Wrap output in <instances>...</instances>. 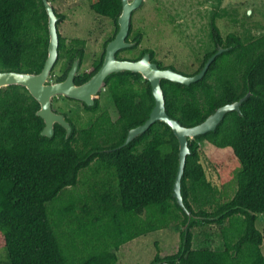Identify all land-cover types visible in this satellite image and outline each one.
I'll return each instance as SVG.
<instances>
[{
	"label": "trees",
	"instance_id": "16d2710c",
	"mask_svg": "<svg viewBox=\"0 0 264 264\" xmlns=\"http://www.w3.org/2000/svg\"><path fill=\"white\" fill-rule=\"evenodd\" d=\"M91 9L114 26L93 73L118 30L121 1L94 0ZM54 11L58 25L64 16ZM131 26L128 38L135 44L130 50L142 39L140 32L130 37ZM212 27L214 47L193 73L152 61L191 76L218 46L227 49L190 85L161 81L166 113L186 128L251 93L240 113H226L214 131L188 140L180 191L186 208L200 221H192L186 233L187 215L171 195L178 164L171 129L156 122L122 146L127 131L142 124L153 107L151 87L139 74L109 75L105 89L115 121L104 113L89 126L72 124L66 139L59 125L52 137L40 135L44 123L35 114L39 104L24 87L0 89V248L6 249L8 264H118L122 245L169 226L179 229V248L164 257L156 254L155 264H264L263 235L255 227L256 215L264 213V33L243 40L234 33L222 38ZM47 44L41 0H0V72H40ZM84 46L78 38L67 45L58 33L57 61L63 59L68 70L76 58L83 60ZM143 53L152 60L150 51ZM90 109L95 112L96 107H86ZM199 141L229 153L231 161L223 156L215 165L221 174L232 162V197L223 200L226 191L207 179ZM86 169L88 174L78 178ZM198 222L218 224L221 248L210 242L192 248Z\"/></svg>",
	"mask_w": 264,
	"mask_h": 264
},
{
	"label": "rangeland",
	"instance_id": "374dc122",
	"mask_svg": "<svg viewBox=\"0 0 264 264\" xmlns=\"http://www.w3.org/2000/svg\"><path fill=\"white\" fill-rule=\"evenodd\" d=\"M57 13L64 20L57 25L58 33L68 45L73 39H83L84 63L82 69L89 68L92 58H97L102 51L104 41L111 36L114 26L107 17L97 15L91 4L94 0H49ZM212 24L224 38L234 33L242 40L264 33V0H145L131 15L130 37L140 32L142 39L135 49L123 50L119 55L129 58L137 56L142 50L153 54V60L163 66H173L176 70L191 74L199 66L204 54L213 49ZM63 59H60L59 65ZM58 65V66H59ZM58 66L54 69L57 72ZM107 105L114 111L109 96ZM104 103L105 96L100 98ZM105 103L103 104V106ZM63 107L70 114L78 115L77 127L86 126L84 116L72 102L62 101ZM116 117V114H115ZM87 120V119H86ZM200 150L199 161L211 184L226 191V198L232 197L235 183L232 174V162L224 166L220 174L216 160L224 156L231 161L229 153L210 149L204 142H197ZM82 170L78 178L83 179L88 173ZM218 172V173H217ZM224 182H222V179ZM233 181V182H232ZM225 187H222V186ZM79 187V185H78ZM192 229V248L204 246L210 242L215 249L221 248L218 224L198 222ZM256 229L263 235L261 252L264 255V213L256 215ZM180 244L179 229L173 226L138 237L124 245L118 252V264H155L156 254L164 257L177 252ZM5 248H0V264H8Z\"/></svg>",
	"mask_w": 264,
	"mask_h": 264
},
{
	"label": "water",
	"instance_id": "95a60500",
	"mask_svg": "<svg viewBox=\"0 0 264 264\" xmlns=\"http://www.w3.org/2000/svg\"><path fill=\"white\" fill-rule=\"evenodd\" d=\"M120 1L121 12L117 18L118 30L115 36L108 41L104 47L103 62L100 68L88 81L76 85L74 83V76L78 68V58L73 61L65 80L56 83L51 82L49 79L51 70L58 58V17L51 3L48 0H41L47 16L48 34L47 56L43 63V67L38 73L0 72V89L12 85L24 87L39 104V108L35 114L40 117L44 123L40 135L49 138L52 137L54 133V124H58L64 128L66 139L71 133V126L66 121L63 114L55 113L52 110V101L55 97L61 96L78 100L83 102L86 106L92 107L94 106L97 94L104 89L105 80L109 75L122 72L139 74L142 79L148 81L151 87L153 107L147 119L142 124L127 131L122 146H126L156 122L164 123L171 129L178 143V164L171 195L177 205L187 215V222L183 227V232L186 233L192 221H200L198 217L193 216L190 211H188L183 203L180 191L181 177L186 157L190 153L188 140L214 131L226 113L231 111L240 113V105L251 96V93L247 91L239 100L218 107L200 124L189 128L183 127L177 120L169 117L166 113L161 81L169 80L186 86L190 85L202 79L214 58L227 49L218 46L216 52L206 60L199 72L191 76L184 75L171 68H159L155 62L150 60L149 53H144L137 60L118 59L116 57L118 51L131 48L135 44L134 42L126 41L131 24V15L145 0Z\"/></svg>",
	"mask_w": 264,
	"mask_h": 264
},
{
	"label": "flooded vegetation",
	"instance_id": "af4514ba",
	"mask_svg": "<svg viewBox=\"0 0 264 264\" xmlns=\"http://www.w3.org/2000/svg\"><path fill=\"white\" fill-rule=\"evenodd\" d=\"M127 41L130 40L129 38L126 39ZM123 50H127V49H123ZM123 50H120L116 53V57L118 59H127V60H137L139 59L141 56H140V52L138 53L137 56H130L129 58L127 57H124V56H121L119 55L120 53L124 52ZM144 54V53H143ZM151 59V58H150ZM96 58H92V61H90V63L88 64L89 68L87 69H82V64L84 63V61H81L79 60L78 61V68H77V71H76V74L74 76V83L76 85H80V84H83L85 83L86 81H88L97 71L98 69L100 68L101 64L103 61H101L100 63V66L99 68L94 71V66L95 64H97L99 61H95ZM151 61H155V60H151ZM57 63V64H56ZM56 65L54 64L52 70H51V73H50V81L51 82H61L63 80H65L67 74H68V71L69 69L71 68V66L69 67V69H65V67L63 68V61L62 63L59 65L60 61H56ZM73 63V61H72ZM71 63V65H72ZM59 65V66H58ZM58 66V69H57V72L54 71V69ZM67 70V71H66ZM65 74L64 78L60 80V78L63 77V75ZM87 74H91L89 77H86ZM76 80V81H75ZM78 82V83H77ZM106 87L104 86V89L99 92L95 98V105L94 107H96V110L95 112L92 111L91 109L90 110H86V106L83 102L81 101H78V100H74V99H70V98H65V97H61V96H58V97H55L52 101V110L55 112V113H61L64 115L66 121L70 124V126L73 125H77V121H78V115L76 114H70V112L66 111L65 109H63V107H60V102L62 101H69V102H72L75 106H77L79 108V112L82 114V116H84V120L83 122L86 124V126H89L91 123H92V120L95 118V117H98L99 115H102L104 113H107V115L109 116V118L113 121H115V113L114 111H112V109L109 107V105H107V101H108V97L106 96V94L108 95V93L106 92ZM105 96L106 100H105V105L103 106L104 103H101V100L100 98ZM87 119V120H86ZM58 125V124H54V127ZM62 128V127H61ZM73 128V126H72ZM64 130V128H62ZM64 133H65V130H64ZM65 137V135H64Z\"/></svg>",
	"mask_w": 264,
	"mask_h": 264
},
{
	"label": "clouds",
	"instance_id": "9594fccd",
	"mask_svg": "<svg viewBox=\"0 0 264 264\" xmlns=\"http://www.w3.org/2000/svg\"><path fill=\"white\" fill-rule=\"evenodd\" d=\"M127 38H128V36H127ZM126 41H127V40H126ZM128 41H130V40H128ZM130 42H131V41H130ZM132 47H133V46H132ZM132 47H131V48H132ZM128 49H129V48H128ZM142 55H143V54H142ZM150 60H151V59H150Z\"/></svg>",
	"mask_w": 264,
	"mask_h": 264
}]
</instances>
